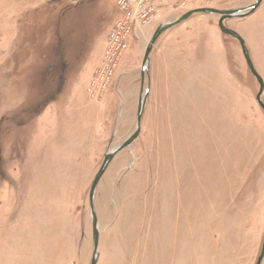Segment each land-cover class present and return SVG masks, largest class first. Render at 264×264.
Listing matches in <instances>:
<instances>
[{"label":"rangeland","instance_id":"rangeland-1","mask_svg":"<svg viewBox=\"0 0 264 264\" xmlns=\"http://www.w3.org/2000/svg\"><path fill=\"white\" fill-rule=\"evenodd\" d=\"M256 1L157 2L108 66L115 0H0V264H90L136 131L96 264H264V0L223 21L257 77L219 15L169 26Z\"/></svg>","mask_w":264,"mask_h":264},{"label":"water","instance_id":"water-1","mask_svg":"<svg viewBox=\"0 0 264 264\" xmlns=\"http://www.w3.org/2000/svg\"><path fill=\"white\" fill-rule=\"evenodd\" d=\"M262 2V0H257L255 2V4L247 7V8H244L242 10H225V11H220V10H215V9H212V8H201V9H196V10H192L188 13H186L184 16H182L179 20H177L174 24H170L169 26H173L175 24H178L179 22L183 21L184 19H186L187 17H189L190 15L194 14V13H204V14H210V15H219L220 18L218 20V27L221 31V33L227 35V36H230L234 39H236L239 44H240V47H241V51H242V54H243V57L246 61V64L249 68V70L251 71V73L257 77V75L255 74V71L253 69V66L251 64V61H250V57H249V54H248V51L245 47V44L243 42V40L241 39L240 36H238L234 31L230 30V29H227L224 27L223 25V21L227 18H233V17H244L252 12H254L258 6L260 5V3ZM165 30V28H159L153 38H152V42L159 36V34ZM149 51H150V47L148 48V50H146V53H145V57L144 59L147 61L148 59V54H149ZM258 78V82H259V86H260V91H259V94L257 96V102L259 104V106L261 107V109L263 110L264 112V102H261L259 100V96L261 94L264 93V86H263V83L262 81ZM144 103H145V97L140 101L139 103V109H138V115L139 117L141 116V113H142V110H143V106H144ZM138 117V119H139ZM138 134V131L135 132V134H133V136H131L129 138V140H127L125 143H123L122 146H120V148L118 150H121L123 149L124 147H127L137 136ZM117 149L116 150H113L112 152H106L104 158H103V161L101 163V166L99 168V171L97 172V174L95 175V178L91 184V187H90V190H89V206H90V210H91V217H92V232H93V257H92V260H91V263L90 264H96L97 262V258H98V255H97V244H98V232H97V223H96V218H95V214L93 212V194H94V190H95V187L97 185V183L99 182L100 178L102 177L104 171L106 170L109 162L111 161V159L113 158V156L116 154V152L118 151ZM261 253L263 255L264 253V240H263V243H262V248H261Z\"/></svg>","mask_w":264,"mask_h":264},{"label":"built area","instance_id":"built-area-1","mask_svg":"<svg viewBox=\"0 0 264 264\" xmlns=\"http://www.w3.org/2000/svg\"><path fill=\"white\" fill-rule=\"evenodd\" d=\"M163 0H115L119 19L110 28L106 37L105 54L116 63L117 58L126 49L131 29L137 22L149 20L157 2ZM180 6L195 5L200 0H179Z\"/></svg>","mask_w":264,"mask_h":264},{"label":"bare ground","instance_id":"bare-ground-1","mask_svg":"<svg viewBox=\"0 0 264 264\" xmlns=\"http://www.w3.org/2000/svg\"><path fill=\"white\" fill-rule=\"evenodd\" d=\"M255 12V11H254ZM115 148L111 149L110 151H108L109 153L112 152Z\"/></svg>","mask_w":264,"mask_h":264}]
</instances>
